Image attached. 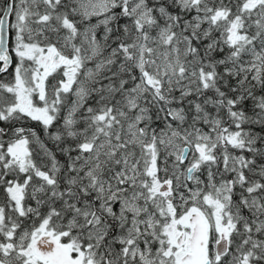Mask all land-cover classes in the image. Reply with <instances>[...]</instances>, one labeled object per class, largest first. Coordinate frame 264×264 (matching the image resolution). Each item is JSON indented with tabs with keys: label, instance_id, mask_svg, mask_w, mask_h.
I'll return each mask as SVG.
<instances>
[{
	"label": "snow or ice",
	"instance_id": "snow-or-ice-1",
	"mask_svg": "<svg viewBox=\"0 0 264 264\" xmlns=\"http://www.w3.org/2000/svg\"><path fill=\"white\" fill-rule=\"evenodd\" d=\"M0 264H264V0H0Z\"/></svg>",
	"mask_w": 264,
	"mask_h": 264
}]
</instances>
